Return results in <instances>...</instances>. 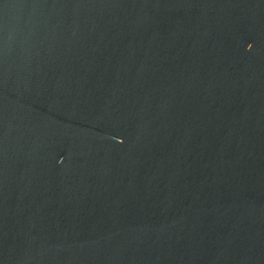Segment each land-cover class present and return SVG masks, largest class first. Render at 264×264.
Wrapping results in <instances>:
<instances>
[{
	"label": "water",
	"instance_id": "1",
	"mask_svg": "<svg viewBox=\"0 0 264 264\" xmlns=\"http://www.w3.org/2000/svg\"><path fill=\"white\" fill-rule=\"evenodd\" d=\"M0 264H264V0H0Z\"/></svg>",
	"mask_w": 264,
	"mask_h": 264
}]
</instances>
